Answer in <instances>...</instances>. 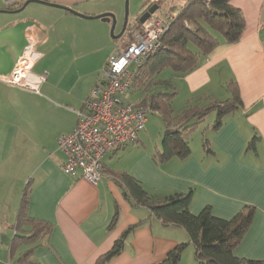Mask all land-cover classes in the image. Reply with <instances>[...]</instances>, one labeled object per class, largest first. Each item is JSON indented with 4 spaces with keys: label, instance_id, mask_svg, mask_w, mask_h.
I'll use <instances>...</instances> for the list:
<instances>
[{
    "label": "crops",
    "instance_id": "obj_1",
    "mask_svg": "<svg viewBox=\"0 0 264 264\" xmlns=\"http://www.w3.org/2000/svg\"><path fill=\"white\" fill-rule=\"evenodd\" d=\"M25 1L0 0V11H16ZM39 1L65 9L35 3L29 14L0 13V29L34 22L26 36L41 57L32 73L45 78L37 92L0 82V264H98L126 231L120 252L104 264H158L178 245L191 247L183 228L162 225L147 207L134 206L125 198L118 182L121 175L132 177L154 196L191 192L193 215L209 207L213 216L230 220L252 208L251 224L233 254L264 260V0H230L244 19L240 39L228 44L213 33L217 45L208 55H200L194 70L166 79L175 92L170 106L181 97L185 108L223 102L231 96L226 87L236 88L241 106L226 115L218 129L202 128L207 131V149L204 133L198 134L201 140L196 144L190 139L209 115L215 122L216 112L191 133L186 158L159 162L154 156L162 146L142 138L144 128L135 143L105 156L96 184L78 174L63 173L65 155L57 139L76 126L107 59L120 48L112 42L110 23L81 18L68 10L89 17L116 15L124 0ZM187 2L143 0L135 21L156 4L164 11L157 9L150 17H167L172 22ZM138 25L124 32L127 43ZM190 48L198 52L194 44ZM252 140L254 145L248 148ZM26 188L27 217L49 224L50 232L43 241L11 252L13 226ZM27 251L32 252L23 263L20 258ZM183 253L178 264H198L194 248L186 252L185 260Z\"/></svg>",
    "mask_w": 264,
    "mask_h": 264
},
{
    "label": "trees",
    "instance_id": "obj_2",
    "mask_svg": "<svg viewBox=\"0 0 264 264\" xmlns=\"http://www.w3.org/2000/svg\"><path fill=\"white\" fill-rule=\"evenodd\" d=\"M139 24L136 28H140ZM244 19L240 11L230 4V0H188L179 8L176 16L164 34V48L154 55L138 70L131 90L138 95L141 105H149L150 112H157L164 125L162 150L154 156L159 162H164L177 156L186 158L190 154L188 140L193 130L211 112H216V120L212 126L218 129L222 119L241 106L236 88L227 86L231 96L223 102H211L198 107L187 106L184 110L173 114L170 101L175 92L167 80H157L165 70L183 74L194 70L201 56L208 55L217 45L218 40L213 33L219 34L228 44L236 43L244 31ZM194 44L198 52L190 48ZM166 88L171 91L168 92ZM252 140L248 148H252ZM205 149L207 140L203 141ZM125 198L134 206H145L161 221L162 225L183 228L189 238V244L194 248L195 260L198 264H264L262 261H252L237 258L233 249L243 238L252 221L253 209L245 208L230 220H224L212 215L209 207L198 215H193L189 208L192 201L191 192L172 194L169 196H154L128 175L118 177ZM29 188L25 189L20 204L17 222L14 224V239L11 252L20 245L34 244L43 241L49 235L50 226L45 222H36L27 217ZM29 228V231L26 228ZM124 235L115 242L112 249L105 254L98 264H104L116 256L123 244ZM188 244L182 243L170 251L165 259L158 264H178L181 254ZM32 251H27L20 260L27 263Z\"/></svg>",
    "mask_w": 264,
    "mask_h": 264
},
{
    "label": "built area",
    "instance_id": "obj_3",
    "mask_svg": "<svg viewBox=\"0 0 264 264\" xmlns=\"http://www.w3.org/2000/svg\"><path fill=\"white\" fill-rule=\"evenodd\" d=\"M170 22L167 17L152 15L130 34L123 48L109 56L101 79L84 100L76 126L57 139V147L65 155L64 174H78L96 184L103 173L105 156L137 141L150 107L126 98L138 70L164 48L162 39ZM40 57L28 43L12 71L0 76V82L37 92L45 78L34 75L32 67Z\"/></svg>",
    "mask_w": 264,
    "mask_h": 264
},
{
    "label": "water",
    "instance_id": "obj_4",
    "mask_svg": "<svg viewBox=\"0 0 264 264\" xmlns=\"http://www.w3.org/2000/svg\"><path fill=\"white\" fill-rule=\"evenodd\" d=\"M30 3H37L46 6H52L60 9H65L60 6L48 4L43 1L39 0H26L20 9L16 11H0L2 14H16L21 12L28 4ZM128 4L129 0H125V14H124V21L122 24L121 31L118 35H114V29L116 26V19L114 15L110 13H105L96 17H89L72 10H68L71 14L87 19H100L102 22L110 23V36L114 39H119L125 32L126 27L128 25ZM158 9L156 4L147 8L139 17L138 22L139 24L144 23L151 14H153ZM34 22L31 20L17 22L11 26H5L0 29V76H7L12 69L14 68L15 64L17 63L18 59L22 56L25 48L28 46V39L26 36V30L33 26Z\"/></svg>",
    "mask_w": 264,
    "mask_h": 264
},
{
    "label": "rangeland",
    "instance_id": "obj_5",
    "mask_svg": "<svg viewBox=\"0 0 264 264\" xmlns=\"http://www.w3.org/2000/svg\"><path fill=\"white\" fill-rule=\"evenodd\" d=\"M143 3V0H129V4H128V24L132 25L133 22L135 21V19L138 17V15L141 13V5ZM34 6H36L35 3L33 4H29L28 6H26V8L21 11L19 14L21 15H25L28 12L30 13L29 10H31ZM124 6H125V0L123 1L122 5H121V9L120 11L115 15V19H116V26L114 29V35H118L121 31V27L124 21V14H125V10H124ZM163 8L160 7L157 12L161 13L163 12ZM28 13V14H29ZM111 37V36H110ZM112 42L115 45H118L119 48L123 47L126 43H127V36L126 34H124L121 38L119 39H115L112 40ZM174 73L171 70H166L164 71L158 78L157 80H166V79H171L173 78ZM173 82V80H172ZM173 85V84H172ZM166 90H168V92H170L171 90L166 88ZM128 96L126 99H129V101L135 102L138 101L139 97L138 95H135L133 93L132 90H130L128 92ZM184 102H182L181 97L176 98L175 100H173V102H171V106L173 109V112H175V114H177L178 112L182 111V109L185 108ZM181 109V110H180ZM180 110V111H179ZM210 116V115H209ZM207 117L205 122L200 125V127L191 135V139H190V143L192 142V140L194 141L193 144H196L199 142L200 137H198V134L200 133H204V136L202 137V141L203 140H207V131H202V128L207 125L213 126L214 121H212V114L210 117ZM145 134V136H142V138H148L149 140H151V142L154 145H158V146H162V142H163V135H164V125L162 123V120L159 116V114L157 112H150L147 114V120L145 123V130L143 131V135ZM143 142V141H141ZM142 145V144H141ZM192 251L193 248L192 246H188L187 248H185L184 253L182 255V259L185 260V254L186 252Z\"/></svg>",
    "mask_w": 264,
    "mask_h": 264
},
{
    "label": "flooded vegetation",
    "instance_id": "obj_6",
    "mask_svg": "<svg viewBox=\"0 0 264 264\" xmlns=\"http://www.w3.org/2000/svg\"><path fill=\"white\" fill-rule=\"evenodd\" d=\"M141 16V15H140ZM139 16V17H140ZM139 19V18H138ZM138 19L135 21V24H132V25H128L127 27H126V30H125V32L127 33H129L130 31H131V29H133L139 22H138Z\"/></svg>",
    "mask_w": 264,
    "mask_h": 264
}]
</instances>
